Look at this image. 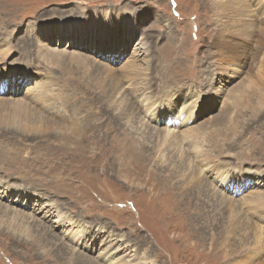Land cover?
<instances>
[{"label": "rangeland", "instance_id": "obj_1", "mask_svg": "<svg viewBox=\"0 0 264 264\" xmlns=\"http://www.w3.org/2000/svg\"><path fill=\"white\" fill-rule=\"evenodd\" d=\"M1 2L0 51L11 48L9 60L23 52L15 38L41 36L51 9L84 11L55 18L57 29L87 20L89 10L127 8L143 19L135 40L123 30L111 38L70 31L89 49L66 48L65 33L57 46L61 34L50 25L41 39L47 57L0 63V208L8 212L0 213V264H104V256L114 264L264 263V250L252 247L255 230L264 238V102L257 109L254 97L253 108L238 90L264 83V0ZM141 35L144 62L130 80L122 67ZM57 212L87 228L89 245L69 241V220L58 227Z\"/></svg>", "mask_w": 264, "mask_h": 264}, {"label": "bare ground", "instance_id": "obj_2", "mask_svg": "<svg viewBox=\"0 0 264 264\" xmlns=\"http://www.w3.org/2000/svg\"><path fill=\"white\" fill-rule=\"evenodd\" d=\"M7 2V1H6ZM225 2V1H224ZM8 3V2H7ZM6 4V3H5ZM14 4V3H13ZM224 4V3H223ZM9 5V4H8ZM17 6V5H16ZM65 8H67V9H65V13H63V14H57L56 13V11L55 10H53V9H51V10H49V11H45V12H43V14H42V17L41 18H45V15L46 14H49L50 16L48 17V19H47V21H49L50 23H47L46 25H42L41 26V31H37L38 29L36 28V30H35V32L37 31V34L40 32V34H41V36L40 35H36V34H34L35 36H36V38L35 37H31L30 35H28L27 33H24L23 34V36L22 37H20V38H15V40H16V46H17V50H18V48L21 46V49L23 50V52H21V53H17V58L19 59V61L18 60H9L10 58H12V55L14 54V52H13V54L10 52L11 51V48H8V47H5V49L4 50H2V51H0V63L1 64H7V63H10V62H12L11 64H20V63H22V64H26V65H31V64H33L34 62H32V61H38V59L40 58V56H41V54L42 55H44V56H48L49 55V52H48V50H50L49 48H47L45 45H44V43L41 41V39L43 38V35L44 34H47L48 35V29H49V27H50V25H51V27H52V31H56L57 32V34H61V33H65V34H67L66 36H65V39L66 38H68V40H67V43H66V48H71V47H82V48H86V49H89L87 46L85 47L84 45H82L84 42H82L81 40H79V38H81L82 36H84V34L86 33L87 35L90 33V32H95V34H97L96 33V31H99V32H101L100 34H99V37H103V36H106L107 38H111V34H110V32H112V35H115L119 30L121 31V30H123V36H125V38H126V36H127V34L129 33V38L130 39H132V40H135L136 39V36H135V34H136V31H135V26H137V25H139V21H142V19H139V20H137V21H135V19L133 18V16L134 15H136V13L133 11V10H131V9H127V8H118V10H122V11H120V12H117L116 14H112V12H115L116 11V9L114 8L113 10H111L109 13H108V11H98V12H96V11H94V10H89V12H88V15H89V17H88V19L87 20H80L79 18H81L82 17V15L84 14V11L78 6H76V5H72V7H73V9L72 8H68V7H71V6H64ZM127 7V6H126ZM6 9H8L2 2H1V4H0V28L2 27H4V26H8V22L7 21H4L2 18H3V16L5 15V10ZM147 9V8H146ZM78 11L79 12V15H78V17L79 18H76V19H71L67 24H64V29H57V28H55L54 27V25H58V27L60 26V20L59 21H56L57 19H55V18H59V17H61V16H70V17H72L73 15H75L76 13L75 12H73V11ZM107 10V9H106ZM117 10V11H118ZM126 10V11H125ZM11 11H13V9L11 10ZM142 14H145V13H140V17H143L142 16ZM21 15V14H20ZM20 15H18V16H20ZM138 15V14H137ZM51 16H53V20L52 21H50L49 19H50V17ZM18 18V17H17ZM22 18V17H21ZM14 20H16V18L14 17V18H11L10 19V22H14ZM21 20V19H20ZM40 20H42V19H40ZM39 20V21H40ZM63 20V19H62ZM20 22V21H19ZM45 22H46V20H43L42 21V24H45ZM147 26V25H146ZM6 28V27H5ZM73 29H76L77 31H81V29L83 30L82 32L84 33V34H78V33H76L75 35H72V33L70 34V31H72ZM75 30V31H76ZM51 31V32H52ZM134 35V36H133ZM79 38H78V37ZM48 37H49V35H48ZM57 37H58V35H57ZM74 37H77V38H74ZM134 37V38H133ZM138 37V36H137ZM65 39H64V37H63V34H61V36H60V38H58V40H57V42H55V44L57 45V46H59V45H61L62 44V42L63 41H65ZM128 40V39H127ZM146 41V40H145ZM145 41H144V38L142 37V35H141V39L140 38H138V42L136 43V47H135V49L133 50V52H132V54H131V56H130V59L127 61V63L125 64V65H123V69H125V70H127V67H129V71L130 72H126L125 74H126V77L128 78V79H133L134 77H136V70H134L135 69V67H137L138 65H139V63H137V62H139V61H143L144 62V58L142 57V58H139V57H141V55L142 54H144V47H146V46H143L144 44L143 43H145ZM99 42V41H98ZM43 43V44H42ZM82 43V44H81ZM14 46V45H13ZM20 49V50H21ZM37 50V54L35 55V53H34V50ZM141 50H143L142 51V53H140V51ZM88 51V50H87ZM127 51V49L125 48V49H122V50H120V46H119V51H117V56L118 57H121V56H123L124 55V53ZM50 52H52L51 50H50ZM66 52V51H65ZM72 52V51H71ZM110 53H109V51L107 50V49H105L104 51L103 50H98V53L96 54V55H98V56H106V55H109ZM120 55V56H119ZM137 56H138V58H137ZM8 60H9V62H8ZM137 60V61H136ZM136 61V62H135ZM124 63V62H123ZM260 71V70H259ZM259 71H257V72H259ZM23 70L21 69V71H20V73L17 75V76H20V75H22L23 73ZM10 73V72H9ZM6 75H8L7 73H5ZM10 75H12V74H10ZM116 75V74H115ZM264 79V78H263ZM37 82H39V81H37ZM258 82H260V84H257L256 85V87L253 89L252 87H250V88H247L246 86V84L244 83V84H238V90H239V93H240V98H242L244 101H251V107H253V100H254V97L258 100V103H257V109L261 106V105H263V102H264V83H263V80H259ZM44 84V83H43ZM46 85V84H45ZM48 85H49V83H48ZM0 86H2V84H1V80H0ZM38 87V86H37ZM138 87V86H137ZM3 88H5V87H3ZM32 90V89H31ZM117 90V89H116ZM140 91V90H139ZM37 92V91H36ZM42 93V92H41ZM44 93V92H43ZM140 93V92H139ZM230 93V92H229ZM24 95V94H23ZM32 95V94H31ZM230 96V94L227 96V103H228V101H229V97ZM38 97H41L40 95H36V96H31L30 97V99H29V101L31 100V101H35ZM43 97H44V95H43ZM225 99V100H226ZM17 100V99H16ZM41 100H43V99H41ZM17 101H19V100H17ZM183 103H185L186 104V102H183ZM185 106V111L187 112V110H191L192 112L194 111V108H192V109H187L186 110V108H187V106L188 105H184ZM189 107V106H188ZM253 108H256V107H253ZM257 109L251 114V115H249L250 116V118L253 120V121H257V119L259 118L260 119V117H261V115L259 114V111L258 112H256L257 111ZM164 112V111H163ZM246 112V111H245ZM156 113H158V112H156ZM160 113V112H159ZM188 114V113H187ZM190 114V113H189ZM262 119V118H261ZM157 120V119H156ZM157 123H158V121H156ZM169 125V124H168ZM164 128V127H163ZM159 130V129H158ZM159 132V131H158ZM183 132V131H182ZM185 133V132H184ZM183 135V134H182ZM185 135H187V134H185ZM165 136H166V134H165ZM189 137V136H188ZM80 139V138H79ZM78 139V140H79ZM80 142V141H79ZM76 144H77V142H75ZM161 143V142H160ZM169 143H171L170 141H169ZM168 144V143H167ZM166 144V145H167ZM81 145V144H80ZM164 145V144H163ZM78 148V147H77ZM76 149V148H75ZM89 149V148H88ZM83 150V149H82ZM72 151H74V150H72ZM78 151H81V150H78ZM85 151V150H84ZM83 151V152H84ZM87 152V151H86ZM181 152V151H180ZM191 152V151H190ZM72 153V152H71ZM186 153V152H185ZM206 155H208L207 153L206 154H202V157L203 158H205L204 160H206L208 157L206 156ZM214 156V155H213ZM70 157V156H69ZM75 157V156H74ZM189 157V156H188ZM209 157H211L212 158V156H209ZM215 157V156H214ZM213 157V158H214ZM178 158V157H177ZM68 159V158H67ZM188 159V158H187ZM77 160V159H76ZM78 161V160H77ZM76 161V162H77ZM95 161V160H94ZM173 161V160H172ZM182 160H180V162H181ZM67 162V161H66ZM84 162V161H83ZM78 163V162H77ZM86 163V162H85ZM96 163V162H95ZM172 163V162H171ZM67 164V163H66ZM98 164V163H97ZM93 166V165H92ZM176 166H178V165H176ZM176 166H174L175 168H176ZM180 166V165H179ZM183 166H184V164H183ZM187 166V165H186ZM185 166V167H186ZM96 167V166H95ZM224 167V166H223ZM172 168H173V166H172ZM184 168V167H183ZM191 168V167H190ZM196 169V168H195ZM195 169H193V170H195ZM208 169V168H207ZM192 170V169H191ZM228 171H230V172H232V170H228ZM249 172H247L246 174H249V173H251V175L250 176H253V177H255L256 179H259V177H261L260 176V171L258 170H254V171H251V170H248ZM179 172V171H178ZM194 172H196V170L194 171ZM183 173V172H182ZM198 173V172H197ZM186 174V173H185ZM199 174H200V172H199ZM203 174V173H202ZM214 174V173H213ZM230 174V173H229ZM183 175V174H182ZM209 175V174H208ZM198 176V175H197ZM200 176V175H199ZM198 176V177H199ZM202 177H203V175H201ZM200 176V177H201ZM225 176V177H224ZM223 177L224 178H222V176L220 175V179L221 180H224V181H226V175H224ZM263 177V176H262ZM261 179V178H260ZM196 180H198V178L196 179ZM189 182V181H188ZM199 183V182H198ZM221 183V182H220ZM243 184H244V180H243ZM197 185V184H196ZM217 185V184H216ZM200 186V185H199ZM201 186H203V185H201ZM198 187V186H197ZM209 187V186H208ZM215 187V186H214ZM182 189V188H181ZM194 190V189H193ZM199 190V189H198ZM218 190V189H217ZM4 191V190H3ZM6 191V190H5ZM196 191V190H195ZM219 191V190H218ZM8 192H10V191H8ZM208 192V191H207ZM251 192V191H250ZM192 193V192H191ZM219 193H222V192H219ZM261 193V192H260ZM260 193H258L257 195H259ZM223 194V193H222ZM197 195V194H196ZM199 195V194H198ZM205 195V194H204ZM216 195V194H215ZM253 195H255V194H253ZM244 196V195H243ZM222 197V196H221ZM227 197V196H226ZM225 197V198H226ZM245 197V196H244ZM250 197H251V195H250ZM263 197V196H262ZM195 198V197H194ZM224 198V197H223ZM214 199V198H213ZM14 200V199H13ZM16 200V199H15ZM227 200V199H226ZM237 200V199H236ZM235 200V201H236ZM213 201V200H212ZM221 201V200H220ZM232 201H234V200H232ZM260 201V200H259ZM262 202V201H261ZM241 203V202H240ZM207 204V203H206ZM229 204V203H228ZM245 205V204H244ZM248 205V204H247ZM210 206V205H209ZM246 206V205H245ZM258 206V205H257ZM4 208V207H3ZM7 208V207H6ZM33 208V207H32ZM247 208V207H246ZM262 208V207H261ZM260 208V209H261ZM10 209H12V208H10ZM263 209V208H262ZM12 210H14V209H12ZM51 210H53V209H51ZM58 210V209H57ZM217 210V209H216ZM16 210H14V214H20V213H16L15 212ZM18 211V210H17ZM20 212V211H19ZM61 212V211H60ZM218 212H220V211H218ZM247 212H249V211H247ZM263 212V211H262ZM0 213H4V214H8V212H7V210H2L1 208H0ZM221 213V212H220ZM226 213V212H225ZM21 215H23L25 218L27 217L26 216V214H24V213H21ZM218 215H219V213H218ZM224 215V214H223ZM228 215V214H227ZM70 216V215H69ZM214 218H215V216H213ZM217 217V216H216ZM226 217V216H225ZM56 221H54L55 223H56V225L58 226V227H61L62 225H64L65 223H67L68 222V218H66V215L65 214H62V213H58L57 212V215H56ZM218 218H221V216L220 217H218ZM229 218V217H228ZM71 219V218H70ZM52 220V219H51ZM228 220V219H227ZM230 220H232V219H230ZM214 221V220H213ZM215 221H218V220H216V218H215ZM222 221V220H221ZM229 221V220H228ZM234 221V220H233ZM237 221V220H236ZM53 222V221H52ZM227 222V221H226ZM243 222V221H242ZM235 223V222H234ZM233 223V224H234ZM69 226H70V229L72 228V230L70 231V234H69V241H71V242H73V243H80V244H83V245H89L88 244V240H87V238H86V235L87 234H89V231L87 230V228H84V227H82L81 229H78V224L76 225V223L75 222H73V221H70L69 220V223H67ZM228 224H230L229 222H228ZM246 224H247V222H246ZM250 224V223H249ZM222 225V224H221ZM220 225V226H221ZM240 225V224H239ZM218 226V225H217ZM56 227V226H55ZM54 227V228H55ZM241 227V226H240ZM250 227V226H249ZM48 228V227H47ZM46 228V229H47ZM230 228V227H229ZM235 228H236V226L234 227V228H232V229H230L231 231L230 232H232V234L234 235V232H236L235 231ZM45 229V228H44ZM91 229V228H90ZM203 229V228H202ZM205 229V228H204ZM96 230H98L99 232H103V230H102V228L100 227H98V228H96ZM198 230V229H197ZM229 230V229H228ZM227 229H226V232L228 231ZM252 230V229H251ZM48 231V230H47ZM201 231V230H200ZM42 232V231H41ZM205 232V231H204ZM252 232H253V230H252ZM98 234V233H97ZM227 234H228V232H227ZM240 234V233H239ZM85 235V236H84ZM237 235V234H236ZM242 235L243 236H246V238H245V241L249 238V235L247 234H245V232H243L242 233ZM84 236V237H83ZM238 236V235H237ZM47 238V237H46ZM122 238V237H121ZM237 238V237H236ZM238 238H240V237H238ZM243 238V237H242ZM51 239V238H50ZM233 239H235L234 237H233ZM120 240V239H119ZM122 240H123V238H122ZM238 241V240H237ZM243 241V240H242ZM245 241H244V246H245ZM122 242V241H121ZM240 243H241V240H240ZM243 243V242H242ZM242 243H241V245H242ZM252 243H253V245H252V247L254 248V249H258V250H260V252L262 251V249L264 250V238L262 237V231L260 230V232L259 231H254V233H253V238H252ZM120 245V244H119ZM238 245V244H237ZM263 245V246H262ZM63 245H61V247H62ZM249 246H250V244L248 245V246H245L244 247V249H245V251H247V252H250L252 255L251 256H253V253L255 254V252H254V250H252V251H249ZM262 246V247H261ZM118 247V246H117ZM123 247V246H122ZM238 247V246H237ZM242 247V246H241ZM60 248V247H59ZM257 250V251H258ZM256 251V250H255ZM259 252V253H260ZM125 253V252H124ZM88 254V253H87ZM113 254V253H112ZM150 254V253H149ZM67 255V254H66ZM71 255V254H70ZM108 255H110V254H108ZM73 256V255H72ZM96 256V255H95ZM103 257V256H102ZM63 258V257H62ZM113 258V257H112ZM142 258V257H141ZM255 258V257H254ZM61 259V258H60ZM146 261H148V256H146ZM259 259V258H258ZM74 260V259H73ZM249 260V259H248ZM253 260V259H252ZM64 261V260H63ZM67 261V260H66ZM91 261V260H90ZM102 261H103V263L104 264H114V262L112 263V261H111V263H108L109 262V258H108V256H104L103 258H102ZM116 261V260H115ZM124 261V260H123ZM144 261V260H143ZM143 261H142V263H143ZM77 262H80L81 264H91V262H87L85 259H82L81 261H80V258H78L77 257ZM117 262V261H116ZM120 263H118V264H124V262H121V260L119 261ZM250 262V261H249ZM253 262V261H252ZM96 264L98 263V261H96L95 262ZM147 263V262H146ZM99 264V263H98ZM117 264V263H116ZM136 264V263H135ZM138 264V263H137ZM249 264V263H248ZM256 264V263H255ZM261 264H264V263H261Z\"/></svg>", "mask_w": 264, "mask_h": 264}]
</instances>
